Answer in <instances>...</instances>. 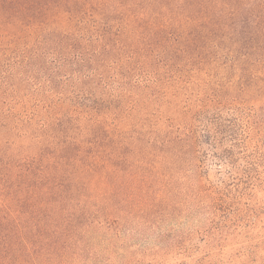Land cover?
I'll list each match as a JSON object with an SVG mask.
<instances>
[{
  "label": "trees",
  "instance_id": "16d2710c",
  "mask_svg": "<svg viewBox=\"0 0 264 264\" xmlns=\"http://www.w3.org/2000/svg\"><path fill=\"white\" fill-rule=\"evenodd\" d=\"M263 108L264 0H0V264H264Z\"/></svg>",
  "mask_w": 264,
  "mask_h": 264
},
{
  "label": "rangeland",
  "instance_id": "374dc122",
  "mask_svg": "<svg viewBox=\"0 0 264 264\" xmlns=\"http://www.w3.org/2000/svg\"><path fill=\"white\" fill-rule=\"evenodd\" d=\"M111 17L121 22L124 18V14L122 12H116L111 14ZM255 103L257 106L261 105L260 102ZM262 112L264 117V108ZM262 135L264 138V132ZM262 170L264 178V166ZM209 176L211 179L214 178V171L212 169L209 172ZM256 195L259 202L264 200V185L256 192ZM262 221V225H264V215ZM121 251V224L118 227L109 226L105 223L102 226L94 224L89 240L88 251L83 257L76 259L74 262L71 261V264H123Z\"/></svg>",
  "mask_w": 264,
  "mask_h": 264
}]
</instances>
